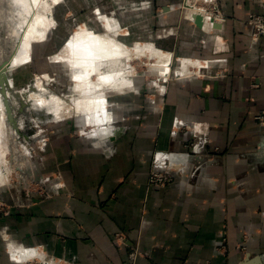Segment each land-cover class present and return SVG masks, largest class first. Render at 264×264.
Returning a JSON list of instances; mask_svg holds the SVG:
<instances>
[{
  "label": "crops",
  "instance_id": "1",
  "mask_svg": "<svg viewBox=\"0 0 264 264\" xmlns=\"http://www.w3.org/2000/svg\"><path fill=\"white\" fill-rule=\"evenodd\" d=\"M181 1L149 9L177 26L166 50L197 61L155 100L118 99L95 141L55 136L43 164L22 170L46 191L7 193L0 264H264V36L247 24L264 0H211L226 18L211 33L207 12L202 29L180 17ZM171 167V184H149Z\"/></svg>",
  "mask_w": 264,
  "mask_h": 264
},
{
  "label": "rangeland",
  "instance_id": "2",
  "mask_svg": "<svg viewBox=\"0 0 264 264\" xmlns=\"http://www.w3.org/2000/svg\"><path fill=\"white\" fill-rule=\"evenodd\" d=\"M203 1L182 0L188 13L181 9L178 11L182 14L180 17L189 19L187 14L196 15L197 10L199 15L204 17L202 12L205 11L192 6L193 3L203 6ZM154 2L157 4V0H23V3L21 0H0V67L3 66L4 70L7 62L16 56H22V43L26 47L24 54H29L20 64L10 67L5 73L7 75L0 69V212L9 208L5 201L8 192L16 195V191L20 189L24 194L36 191L45 194L43 184L32 180L23 181L22 170L28 171L35 165L36 169L40 163L43 164L40 153L42 150H53L55 136L65 138L70 131L86 142L95 141L92 137L96 133L102 129H110L113 125L111 121L105 122V116H113L117 109H120L118 99L137 97L144 100L154 97L155 100L162 94L163 85L178 78L184 61H197L177 58L166 50L162 36L168 32L172 34L177 26L171 23L168 26L161 24L157 18L163 14L161 7L156 6L154 12L150 11ZM158 2L160 3V0ZM8 3L12 5L11 11L10 7L8 9ZM151 14L155 21L154 26L149 27L146 18H151ZM38 20L46 30L45 39L31 42L27 48L28 42L23 41V35L27 33L30 23H36ZM81 27L87 28L94 35L111 36L129 50L145 43L172 55L168 76L162 75L160 67L156 66L157 58H150L148 55L133 56L126 59L125 64H120L121 68L131 66V84L135 87L133 90L119 92L108 88L102 92V89L93 88L95 96L98 92L103 93L101 97H104L107 104L95 103L99 118L104 121L98 126L84 121V115L77 114L70 106L62 111L60 118L56 117L55 110L51 113V106L39 103V97L46 93L36 86L39 84L47 87L55 97L61 98L62 102H66L67 97L75 94L78 87L70 77L71 71L59 60L76 39V33ZM118 62L119 60H113L105 68L102 67L101 71L115 68ZM194 69L197 71L198 68ZM129 86L126 85V88ZM49 115L52 116L51 119H47Z\"/></svg>",
  "mask_w": 264,
  "mask_h": 264
},
{
  "label": "bare ground",
  "instance_id": "3",
  "mask_svg": "<svg viewBox=\"0 0 264 264\" xmlns=\"http://www.w3.org/2000/svg\"><path fill=\"white\" fill-rule=\"evenodd\" d=\"M12 1L16 2V0ZM19 1L20 0H17V2ZM21 1L23 3V0ZM10 4L11 3H8V9L10 7L11 11L12 5ZM195 12L197 13L196 15H199L200 13L198 10ZM202 13L204 15V17L202 16L203 26H205L207 22V13ZM35 17L33 19H35ZM40 17L41 15L39 16V18ZM42 26L43 24L39 20L36 23H30L27 33L24 34L22 38L23 41L27 40V48H29L31 42H38L45 39L46 30ZM75 37L76 39L72 41L71 46L68 47L66 50L65 48L63 49L65 50V52L59 60L65 63L66 67L69 68L71 71V73H69L70 77L74 79L78 87V89L75 87L77 89L75 94H72L71 96L67 97V100L66 102L64 101V103L62 102L61 98H57L58 96L55 97L54 93L51 92L47 87L40 86L39 84L36 85L38 89H42L43 92L46 93L43 94L44 96L42 95V97H39V103L41 105L51 106V113L53 114V110H55L54 112L56 117L60 118L62 115V111L64 112L70 106L71 109L74 108L77 114H83L85 121H89L90 123L95 124V126H98L100 124V118L99 114L97 113L96 107H94L95 103L104 102V104L107 105L104 97H101V94L103 95L102 92H104L108 88H114L115 91L117 90L119 92L124 89L132 88L131 83L133 82V76L131 75V66L126 65L125 67L121 68L120 64L124 63L126 59H130L133 56L145 57L148 55V57L150 58H157L158 62L156 63V66L160 67L159 69L163 73H161L162 75L168 76L170 65L172 64L171 57L164 54V52H161L153 45H145V43L138 44L137 47H134L136 49L129 50L127 49L128 47H125L120 43L118 44L114 39L111 38V36L109 37L107 35H94L85 27H81L80 30L76 33ZM25 48V45L22 43V45L20 46V50L23 52L22 56L24 55V58L22 56L14 57L12 60L6 63L4 70L2 68L3 66L1 65L2 67H0V69L3 70L4 74L10 70V67L12 68L20 64L22 60L27 59L26 55L28 56L29 54H24ZM7 59L9 60L10 58ZM113 60H119L118 65H116L115 68L110 67V69H108L107 71H101L102 67L105 68L108 63L112 62ZM185 73H189V71ZM134 74L135 73H133V75ZM126 85L130 86L126 88ZM93 88L102 89V92H98V94L95 96L93 93ZM0 105H2L1 102ZM43 111L44 110H42V112ZM51 118L52 116L47 119Z\"/></svg>",
  "mask_w": 264,
  "mask_h": 264
},
{
  "label": "built area",
  "instance_id": "4",
  "mask_svg": "<svg viewBox=\"0 0 264 264\" xmlns=\"http://www.w3.org/2000/svg\"><path fill=\"white\" fill-rule=\"evenodd\" d=\"M207 4V8L203 11L207 12L210 15L209 22L211 26V32L217 30L214 27V24H220L226 22V18L222 15L216 8V6L212 5L211 0H204ZM186 9V8H184ZM248 26L254 31L255 39L264 36V16L251 14L247 18ZM207 32V31H206ZM209 32V33H211ZM208 33V32H207ZM259 121H264V115H260L256 118ZM173 181V168H168L165 170H159L154 168L149 175V184L154 187H166L171 184ZM117 239L119 241H123L121 235H117ZM136 254V252L134 253ZM27 264H41L38 260L32 259L27 262Z\"/></svg>",
  "mask_w": 264,
  "mask_h": 264
},
{
  "label": "water",
  "instance_id": "5",
  "mask_svg": "<svg viewBox=\"0 0 264 264\" xmlns=\"http://www.w3.org/2000/svg\"><path fill=\"white\" fill-rule=\"evenodd\" d=\"M192 18L194 20L196 27L199 29H202L203 28V17L200 15H193ZM214 27L216 29H219L221 27V25L220 24H214Z\"/></svg>",
  "mask_w": 264,
  "mask_h": 264
}]
</instances>
